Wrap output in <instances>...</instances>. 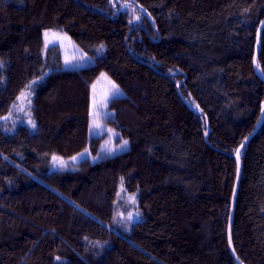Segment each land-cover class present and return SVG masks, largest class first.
I'll list each match as a JSON object with an SVG mask.
<instances>
[{
    "label": "trees",
    "instance_id": "trees-1",
    "mask_svg": "<svg viewBox=\"0 0 264 264\" xmlns=\"http://www.w3.org/2000/svg\"><path fill=\"white\" fill-rule=\"evenodd\" d=\"M47 29L88 63L64 67ZM101 73L121 91L105 124L128 142L112 155L90 132ZM29 84L34 131L5 121ZM240 147L233 248L264 264V0H0V264H238ZM54 154L83 156L54 170Z\"/></svg>",
    "mask_w": 264,
    "mask_h": 264
},
{
    "label": "rangeland",
    "instance_id": "rangeland-1",
    "mask_svg": "<svg viewBox=\"0 0 264 264\" xmlns=\"http://www.w3.org/2000/svg\"><path fill=\"white\" fill-rule=\"evenodd\" d=\"M43 35L46 46H57L60 49L64 67L79 68L88 63V56L68 35L53 29L44 30ZM31 85L29 84L19 94L10 113L5 116V121L14 126L21 123L26 124L30 131H34L36 129V121L31 109L33 95V85L32 88ZM120 95L121 91L119 87L103 73L91 84L90 109L92 117L90 121V132L93 135L106 132L105 140L101 146L102 155L115 154L126 149L128 145V142L125 144L126 140L115 143V138L118 135L117 132L107 128L105 124V120L108 118V112L104 110L107 99ZM82 156V154H77L71 157H62L54 154L51 169L65 170L73 168L76 161ZM136 219H138V210L135 194L127 193L123 189V186L120 185L117 196V213L113 225L123 231H127L130 228L129 223Z\"/></svg>",
    "mask_w": 264,
    "mask_h": 264
},
{
    "label": "water",
    "instance_id": "water-1",
    "mask_svg": "<svg viewBox=\"0 0 264 264\" xmlns=\"http://www.w3.org/2000/svg\"><path fill=\"white\" fill-rule=\"evenodd\" d=\"M258 49V41H257V45H256V50ZM242 146V145H241ZM240 149L239 153H240ZM235 158H236V163H237V173H236V180H235V184H234V189H233V193H232V200H231V210H230V216H229V222H228V228H227V241H228V247L229 250L234 258V260L238 263V264H243L240 259L237 257L234 248H233V243H232V219H233V208H234V203H235V198H236V191H237V185H238V181H239V176H240V170H241V159H240V155H237V151L235 153Z\"/></svg>",
    "mask_w": 264,
    "mask_h": 264
},
{
    "label": "snow or ice",
    "instance_id": "snow-or-ice-1",
    "mask_svg": "<svg viewBox=\"0 0 264 264\" xmlns=\"http://www.w3.org/2000/svg\"><path fill=\"white\" fill-rule=\"evenodd\" d=\"M113 87H115V86H113ZM117 91H118V89H117ZM127 142H125V144H126ZM237 155L239 156V150H237Z\"/></svg>",
    "mask_w": 264,
    "mask_h": 264
}]
</instances>
